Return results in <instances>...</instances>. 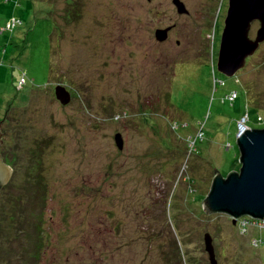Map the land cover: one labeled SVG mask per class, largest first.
Returning <instances> with one entry per match:
<instances>
[{"label":"rangeland","instance_id":"rangeland-1","mask_svg":"<svg viewBox=\"0 0 264 264\" xmlns=\"http://www.w3.org/2000/svg\"><path fill=\"white\" fill-rule=\"evenodd\" d=\"M66 1L0 0V264H209L206 233L219 264H264V222L202 208L242 117L264 128V43L226 78L228 0Z\"/></svg>","mask_w":264,"mask_h":264},{"label":"water","instance_id":"water-1","mask_svg":"<svg viewBox=\"0 0 264 264\" xmlns=\"http://www.w3.org/2000/svg\"><path fill=\"white\" fill-rule=\"evenodd\" d=\"M179 15H187L180 0H172ZM257 22L259 29L254 39L249 37L252 24ZM171 28L157 29L158 42L167 39ZM264 43V0H228L224 28L220 38L216 69L219 74L232 78L242 70L246 60L251 58L260 44ZM56 96L61 103L67 104L70 95L64 87H56ZM0 131V145L2 143ZM242 167L239 174L231 172L226 179L216 170L209 194L202 203L206 214L223 213L235 220L240 217L264 222V129L240 130L236 136ZM116 147L122 149L120 135L115 136ZM11 169L6 166L0 155V190L6 185ZM205 250L210 264H218L211 236H204Z\"/></svg>","mask_w":264,"mask_h":264},{"label":"trees","instance_id":"trees-1","mask_svg":"<svg viewBox=\"0 0 264 264\" xmlns=\"http://www.w3.org/2000/svg\"><path fill=\"white\" fill-rule=\"evenodd\" d=\"M146 1H150V0H146ZM70 2H72L74 5H76V9H77V11H78V6H77V4L75 3V1H73V0H67L66 1V3L68 4V3H70ZM72 6V4L71 5H69V9L68 10H70V7ZM68 10H66V14H65V16H68V18L69 19H73V18H76V17H78V16H75L74 14H72V13H68L67 11ZM78 13H79V11H78ZM177 13V12H176ZM178 15V14H177ZM180 16V15H179ZM53 17V16H52ZM54 18V17H53ZM55 20V19H54ZM15 21V22H14ZM14 24H13V23ZM17 22H19L18 20H16L15 18H11V19H9V21H7V23H6V25L4 26V28L2 29V30H8V31H12V30H14L16 27H18L19 26V23H18V25H17ZM7 24H10L11 26L9 27V28H7L6 26H7ZM56 24H57V22H56ZM59 29H60V27H59ZM60 31V38L59 39H61L62 40V29L61 30H59ZM63 41H61V43H62ZM54 53H53V59H54ZM252 58V57H251ZM249 60H250V58L246 61V64H245V66H244V68L246 67V65L248 64V62H249ZM243 68V69H244ZM216 69H215V75H216ZM175 73H176V71H175ZM174 73V74H175ZM221 75V74H220ZM223 76V75H222ZM235 77V76H234ZM227 78V77H226ZM25 82V79L24 78H21V82L19 83V84H21V83H24ZM223 81H220V83H222ZM19 84L17 85V87H16V89L18 90V91H20L21 89H23V86L22 85H20L19 86ZM56 87H64V86H62V85H57V86H55V88L53 89V91H54V96H55V98H57V96H56ZM65 89H66V87H64ZM67 90V89H66ZM31 91H28L27 92V94L23 97V98H28V96H29V94H31L30 93ZM69 92V91H68ZM70 93V92H69ZM71 94V93H70ZM73 95H76V93H73ZM235 99H237V93H232L229 97H228V100L229 101H233V100H235ZM60 104H62V105H67V104H63V103H61L60 102ZM123 113H126L124 110L122 111ZM4 115V114H3ZM2 117L3 116H0V120L2 119ZM117 118H118V116H117ZM116 118V119H117ZM5 122H7V120L4 118L3 119V123H5ZM2 123V122H1ZM8 123V122H7ZM1 127L2 126H4V125H0ZM262 129H264V128H262ZM118 135H120V134H118ZM122 137V136H121ZM1 155V154H0ZM1 158H2V161H3V163L6 165V166H8L9 168L12 166V162H9L7 159H5L4 158V156H1ZM11 170H12V168H10ZM13 171V170H12ZM7 184V183H6ZM4 187V186H3ZM2 187V188H3ZM209 234V233H208ZM176 252H178V248L176 247ZM180 254V253H179ZM177 256H178V261H180V264H182V258L177 254Z\"/></svg>","mask_w":264,"mask_h":264},{"label":"clouds","instance_id":"clouds-1","mask_svg":"<svg viewBox=\"0 0 264 264\" xmlns=\"http://www.w3.org/2000/svg\"><path fill=\"white\" fill-rule=\"evenodd\" d=\"M172 2V1H171ZM173 4V3H172ZM174 6V5H173ZM175 7V6H174ZM175 10H176V8H175ZM187 10V9H186ZM176 12H177V10H176ZM178 14V13H177ZM227 14V13H226ZM179 15V14H178ZM180 16H182V15H180ZM11 25L10 24H7V28H9ZM175 27V25H172V26H169V27H166V28H171L169 31H168V33L173 29ZM166 28H159V29H166ZM157 30V29H156ZM167 38H168V34H167ZM156 39V38H155ZM167 40V39H166ZM157 41V40H156ZM165 42V41H164ZM160 43V42H159ZM161 43H163V42H161ZM219 44H220V41H219ZM219 51V50H218ZM217 57H218V55H217ZM253 57V56H252ZM249 59V58H248ZM217 70V69H216ZM243 70V69H242ZM239 72V71H238ZM237 72V73H238ZM219 73V72H218ZM236 76V75H235ZM225 77V76H224ZM234 77V76H233ZM248 120V115H246L245 117H242V119L240 120V122L238 123V128H239V131L240 130H242V129H248V130H254V129H251V128H249L248 126H247V124H246V121ZM237 138V137H236ZM238 148V147H237ZM239 159H240V152H239ZM239 164H240V169H241V167H242V165H241V163L239 162ZM239 169V170H240ZM238 170V171H239ZM11 172H12V170H11ZM235 173H238L239 174V172H235ZM230 174V173H229ZM228 174V175H229ZM227 175V176H228ZM222 176V175H221ZM226 176V177H227ZM223 177V176H222ZM226 177H223V178H226ZM207 197V196H206ZM205 200V199H204ZM212 214H223V213H212ZM225 215H227V214H225ZM227 216H229V215H227ZM230 217V216H229ZM231 218V217H230ZM232 219V222H233V218H231ZM206 234H208V233H206ZM210 235V234H209ZM212 239V238H211ZM214 247V246H213ZM206 251V250H205ZM207 253V252H206ZM208 255V254H207ZM216 256V255H215ZM209 259V258H208ZM217 260V259H216ZM218 263V262H217ZM210 264V263H209ZM219 264V263H218Z\"/></svg>","mask_w":264,"mask_h":264},{"label":"flooded vegetation","instance_id":"flooded-vegetation-1","mask_svg":"<svg viewBox=\"0 0 264 264\" xmlns=\"http://www.w3.org/2000/svg\"><path fill=\"white\" fill-rule=\"evenodd\" d=\"M0 131H1V126H0Z\"/></svg>","mask_w":264,"mask_h":264},{"label":"bare ground","instance_id":"bare-ground-1","mask_svg":"<svg viewBox=\"0 0 264 264\" xmlns=\"http://www.w3.org/2000/svg\"><path fill=\"white\" fill-rule=\"evenodd\" d=\"M226 179V178H225ZM209 260V259H208Z\"/></svg>","mask_w":264,"mask_h":264}]
</instances>
